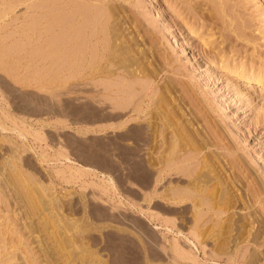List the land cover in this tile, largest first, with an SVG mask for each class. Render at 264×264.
<instances>
[{"label": "rangeland", "instance_id": "1", "mask_svg": "<svg viewBox=\"0 0 264 264\" xmlns=\"http://www.w3.org/2000/svg\"><path fill=\"white\" fill-rule=\"evenodd\" d=\"M9 1L5 0L3 3V0H0V6L3 9L6 6L10 7L7 8L10 11L0 15V25L3 26H0L2 27L0 28V47L6 44L16 43V45L13 52L8 55V59L7 56L4 59L8 69L5 66V68L2 67L3 69L0 68V169H2L0 178L4 180L6 175L12 179L14 177L13 185L15 183L19 187L16 179L20 174L18 172L25 171L20 174L24 182L27 181L31 190L41 185V192L45 196L43 195V199L39 200L40 197L37 195L39 201L35 199L38 204L32 205L28 201L21 203L15 201L11 194L13 191H8L9 197L0 195V241L2 239L1 242H4V235L10 240L6 250H14L19 254L18 256H22L21 251L28 253L27 249H30V256L37 258L35 262H32L33 264H51L41 260L42 257L37 252V242H32L29 229L24 224L36 222L39 232L41 231L36 233L41 234L45 242L53 247L54 243L51 238H48L44 223H48L51 229L57 230V226L62 222H55L54 219L64 215V220L67 219L74 224L73 231L77 232V238L82 240V243L86 241L91 246L93 241L98 242L91 246V250L96 249L99 257L101 255L104 259H109L107 261L116 260L121 252L125 257L123 264H134L136 261L138 264H264V86L247 78L251 69L259 70L264 64V0H109V2L117 1L118 4L123 5L125 14L123 13L122 17L125 16L122 27L124 30L130 27L125 33L133 39L134 43L141 42L135 47L145 50L141 58L144 62L146 61L145 63L149 62L150 67L156 69V73L148 90H144L145 87L141 86L143 83H137L138 78L133 79L136 80L134 88L140 87V91L138 89L136 91L139 92L135 99L136 103L143 104L144 111H131L132 107H129L125 111L129 115H126L124 119L128 118L130 121H127L124 127H118L119 129L110 127L100 131L93 124L95 114L89 110L92 104L98 105L94 99L81 97L82 99H76L74 102L75 99L69 98V95H62L46 101L37 94L35 82L40 78V74H37L42 62L38 61L40 58H36L33 64L29 58V49L35 44L32 42L39 39L41 32L38 33L39 31L36 30L32 32L33 34L28 32L31 35L28 36L25 29L26 24L31 23V18L30 15L25 14V4L14 7L16 0H11L13 3L10 1V4ZM39 41H36L37 44ZM29 64L35 67L34 73L32 72L34 79L29 78V75L31 76ZM28 78L34 81L30 83L33 86L26 82ZM164 86L166 90L162 88ZM142 87L144 88L141 92ZM156 88L158 89L155 90ZM161 90H165L168 94L169 107L166 103V106L162 105L163 107L159 108L154 102L153 98L156 99ZM150 93L152 94L149 96ZM143 94L144 97H142ZM87 99L93 100V103L88 101L89 105L84 104ZM172 103H174L173 106H171ZM82 104L85 106L83 107ZM45 105L56 109L49 111L45 109ZM70 105L82 106L83 110L71 112ZM104 106H110L105 109L108 112L112 111L110 101ZM64 107H66L65 112L58 111ZM172 109L176 112L178 110V113L182 111V115H178L183 123L190 124L192 127L195 125L193 130L200 132L205 130L206 133H203L210 140L200 153L193 151L192 154L188 152L187 155L185 152L187 156L184 158H182L184 151H179L182 154L181 157L176 148L178 155L174 154L179 157L176 167L181 164L199 167L203 157L209 154V158L213 156L212 160L216 168L218 167L217 171L225 181L223 187L229 188L227 202L219 190V198L217 196L213 199L214 203H206L200 207L203 210H200L202 218L198 221L200 227L198 229L200 232L202 230V233L199 241H196L197 246L192 240L185 238L186 235L191 236L195 217L193 212L197 205H193L191 201H186L183 206L181 204L177 207L172 204L179 211L182 210L181 214L186 219L175 220L178 221V226L175 227L179 229L175 227L166 229L167 226H162L161 221L166 218L174 219L175 215L167 216L160 210L157 201L164 202V199L156 195L152 200L150 198L144 200L140 195V192H143L138 183L140 175L143 170H149L152 167L150 164L153 161L152 155L156 156L152 150L155 146L154 136L158 126L152 121L153 129L149 119L155 120L152 113L157 116V111L161 114L163 110L170 112ZM99 111L104 113V109ZM155 122L160 123L159 131L160 129L166 131L167 126L161 119ZM202 128L204 130H201ZM158 138V140L161 139L159 136ZM197 159H200L199 162L196 161ZM69 165L83 170L80 172L72 170V173L68 168ZM176 167L171 175L162 180L160 189L164 188L169 179L181 176V173H177ZM100 171L105 173L106 181L101 178ZM231 173L232 176H236L235 179ZM226 175H228L227 178ZM107 177H110L112 181L108 182ZM34 193L37 194L36 191ZM210 204L211 207H209ZM220 205L225 210L219 207ZM214 209L219 210L216 213ZM26 212L32 217L27 219ZM157 212L160 214H158L160 219L156 220L152 215ZM181 214L176 215L182 216ZM155 222L159 224L157 228L154 226ZM217 225H220V228ZM212 227L214 230H211ZM15 230L20 233L13 232ZM209 232L211 235L205 234ZM57 234V238H61L60 232ZM173 237L179 240L181 246L190 250L192 256L174 257L170 248L172 242L170 240H173ZM60 240L62 241V238ZM22 241L27 244L26 247ZM61 241L56 247L59 251L65 248L64 242ZM81 242H78L79 245L76 246L75 252L77 249L81 251L78 250L76 253L74 262L97 264L99 262L96 260L97 256H88L91 254L90 248H85ZM83 246L87 249L86 251L82 249ZM35 252V255L32 254ZM228 252H231L230 256H227ZM91 257L94 259L91 260ZM25 261L23 257L18 260L20 264H26ZM114 263L116 264L117 260ZM54 264H63V258L58 259Z\"/></svg>", "mask_w": 264, "mask_h": 264}, {"label": "bare ground", "instance_id": "2", "mask_svg": "<svg viewBox=\"0 0 264 264\" xmlns=\"http://www.w3.org/2000/svg\"><path fill=\"white\" fill-rule=\"evenodd\" d=\"M4 1L5 0H3V3H4ZM10 1H9V4H10ZM11 3H13V2L11 1ZM23 3L26 6L25 7L26 8L25 14L30 15L29 17L31 18V20H30L31 23L29 22L26 24V29H25L26 32L25 33L28 36H31L29 34H33L32 32H35V30L37 32L39 31L38 33L41 32V35L38 36L40 41H39V39H37L39 41L38 44L36 42L37 40L35 42L30 41V42L35 43V44H33V45L31 44L32 47L29 49L30 61L33 63V61L35 62L36 58H40V59H38V61L42 62L41 66L39 67V72L37 74V75L40 74V78L36 80L37 82H35L37 85V87H35V88L38 90V93H37L38 95H40L43 99H46V101H47V99L57 97V96H62V95H66V96L69 95V98L72 97L73 99H75L74 102H76V99L77 100L82 99L81 97H87L88 99H94V101L97 102L98 105L92 104L93 100L91 101L88 99H87V101L85 100L86 102L84 104H87L88 101L92 102V103L91 102L90 103L93 106H90L91 109H89V110L95 114V120H94L95 123H93V124H95L94 125L95 128L99 129V131L109 129L110 127H113L116 129L118 127H122L123 125H126L127 121L129 122L130 120L128 118H127L128 120L124 119V117L127 115V112H125V111L129 107H132L130 109L131 111H139V112L144 111L143 104L138 103V102L136 103L137 100H135V99H136L137 94H139V92H136V91H137V89H138V91H140V89H139L140 87L137 89L134 88V86L136 85V80H133V79L138 78L137 83H140V84L143 83L141 86H144L146 89L144 87H142L141 92H142L143 88H144V90H148L150 83L152 81V78L155 77V73H156L155 70L156 69L151 68L150 63L149 62L145 63L146 61L144 62L143 58H141L142 55H144L143 53L145 50H143V48L137 49L135 47L136 44H138V43L141 44V42L134 43L133 39H131V37L125 33V31H127L128 28H130V27H127L126 30H124L122 27V26H124L123 23H124V16H125L124 15L122 17V14L123 13L125 14V12L122 9L123 5L118 4L117 1L116 2L115 1L109 2V0H16L14 3V7L18 6L19 4H23ZM7 4H8V2H7ZM11 5H13V4H11ZM7 8H10V7L6 6V7H4V9L2 8L0 10V15L6 14L8 11H10V9H7ZM124 8H125V6H124ZM130 16H132V15H130ZM129 19H130V17H129ZM132 19H133V17H132ZM128 22H130V21H128ZM41 23H42V25H41ZM0 26H2V25H0ZM126 26H128V25H126ZM2 27H0V28L2 29ZM23 28H24V26L22 27V30H23ZM28 32H29V34H28ZM135 36L138 38L137 35H135ZM29 38H32V37H29ZM28 44L30 45V43H28ZM15 45H16V43H14L13 45L6 44V45H3L0 47V68L7 67L5 65L4 59L6 58V56L8 59V55L11 52H13L12 50H13ZM138 48H140V47H138ZM14 53H16V52L14 51ZM146 53L149 54L150 52L149 53L146 52ZM151 57H153V56H151ZM144 59H146V57ZM147 61H148V59H147ZM154 61L156 62V60H154ZM33 64H29V66H28L29 67V74L31 73V76L29 75V78L31 77V79L34 76V75L32 76V72L34 73V68H35ZM8 65H10V64H8ZM156 67H158V66L156 65ZM7 69H8V67H7ZM27 75H28V73H27ZM29 78L27 80L26 79L25 80L30 86H33L30 83H33L34 81L29 80ZM247 78L249 80H252V81L255 80L260 85L264 86V64L262 67L259 68V70L251 69L250 75ZM33 79H34V77H33ZM139 80H142V82H139ZM155 80H157V79L155 78ZM162 88L165 89V86ZM152 89H153V87H152ZM157 89L158 88H156L155 90H157ZM165 90H161L160 93L157 95L156 99L153 98L154 102H156V106L158 105L157 107H159V108L163 107L162 105H165L166 103L168 104V107L170 106L168 94L166 93ZM172 90H173V88H172ZM86 94H87V96H84ZM144 94L142 97L145 96ZM151 94L152 93H150L149 96ZM155 94H156V92H155ZM155 94H154V96H155ZM170 96H172V94H170ZM95 98H97V99H95ZM139 99L143 100L141 97H139ZM181 99H182V97H181ZM171 100H172V98H171ZM109 101H110V104L112 106L111 107L112 111L108 112V111H106L105 108H110V106L105 107L104 105L109 103ZM149 101H150V99H149ZM172 101L174 102V100H172ZM77 102H79V101H77ZM183 102L182 103L180 102V103L183 104ZM89 104H87V105H89ZM148 104H151V103L148 102ZM173 105H174V103H172L171 106H173ZM84 106L85 105H83V107ZM156 106H155V108H156ZM176 106H177V104H176ZM176 106H174V107H176ZM47 107L45 105V109H47L49 111H54L56 109L55 107H49V106H47ZM70 107L72 108L71 112H75V113H76V111L82 112V110H83L82 106L70 105ZM148 107H149V105H148ZM159 108H157V109H159ZM102 109H104V113H99L100 112L99 110H102ZM177 109H178V107H177ZM58 111L65 112L66 107L62 108L61 110L59 109ZM167 111L163 110V113H161V114H158L160 112L157 111V116H155V113H152V117L155 118V120H152L150 118L151 116L149 117L150 118L149 122L151 123L152 121H154L152 123H154V124L157 123L156 126H158V130L155 131L156 133L154 132L155 133L154 140L155 139L156 140L154 143L155 144L154 149L152 150V152L156 153V156L152 155L153 161H152V163H150L152 167L150 166L151 168L150 169L148 168L149 170H145V171L143 170L141 175L139 174L140 175V181L138 183H139V187H140L141 191H143V192H140L141 193L140 195L142 196V199H144V200H147V198L148 199L150 198L152 200L154 197H156V195L158 197L163 198L164 202L161 200H158L157 204H158V207L160 208V210L164 214H166L167 216L175 215V217H176L177 213L181 214L182 210L179 211L178 208H176V207H177V205H181V204L183 206V203H185L186 201H191L193 205H197L196 206L197 208H195V212H193L195 217L193 219L194 226L191 227L193 229L190 232L191 236L190 237L187 235L185 236V238H187V240H192L193 244L195 246H197L196 241H199V239L201 237V233H202V230L200 232V230H199L200 227L198 225V221H200V218H202V216H200V215H201V211L203 210V209L201 210L200 207L206 203H214L213 199H215L218 196L219 190H220L221 196L224 195V197L223 196L222 197L225 199V202H227L226 200L229 199L228 198V194H229L228 189L229 188L226 189L227 186L223 187L225 184V181L223 180V177H221L217 171L218 167L216 168V166H215L216 164L212 160L213 159L212 153H211L212 158L208 157L209 154H208V156L205 155L203 157V161L199 167L195 166L194 162L192 164L195 167H188L187 165H182V164L180 166L176 167V164H178L177 159L179 158L176 156V155H178L176 153V148H177V152H179V151L181 152V150H182V152L184 151L183 157H182V154L179 152V154H181V157L184 158L188 155V152L190 154H192L191 152H193V151H198L200 153V151L204 147L206 148L207 143L210 142V140L208 139V136L203 133V132H205V130L203 128L201 130H204V131L200 132L199 130H193L195 125L192 127V126H190V124L183 123V121L181 120L182 118L179 117L180 114L182 115V111L181 112L179 111L180 113H178V110L176 112L174 109H172L170 112H167ZM101 112H103V111H101ZM161 112H162V110H161ZM191 112H192V110H191ZM130 114H131V112H130ZM149 115H147V116H149ZM145 117H146V115H145ZM90 118H92V117H90ZM133 119H136V118H133ZM139 119H141V118H139ZM157 119H161V121L166 124V126H167L166 131L164 129L163 130L160 129V131H159L160 123L155 122V121H157ZM136 120H138V119H136ZM96 121H98V122L96 123ZM149 122H148V124H149ZM186 122H187V120H186ZM151 124H150V126H151ZM154 124H152L153 129H154V126H153ZM161 125H162V123H161ZM0 126H1V124H0ZM162 126H164V125H162ZM152 127H151V129H152ZM149 128H148V130L150 131ZM143 132H144V128H143ZM207 132H208V129H207ZM208 134H209V132H208ZM158 136L161 138L160 140H158L159 139ZM150 139H152V138H150ZM135 141H137V140H135ZM151 142H153V140H151ZM211 144H212V142H211ZM146 145H147V143H146ZM162 145H164V147ZM161 147H162V149H161ZM185 152H187V155H185ZM174 153H176V155ZM142 157H143V155H142ZM191 157H192V155H191ZM149 159L150 158H148V160ZM180 159H179V161H180ZM189 159H192V158H189ZM145 160H147V159H145ZM181 160H183V159H181ZM199 160L200 159H197L196 161L199 162ZM223 161L225 162V160H223ZM218 162H219V160H218ZM6 163H8V162H6ZM6 163H4V164H6ZM184 163H186V162H184ZM220 166H222V165H220ZM220 166H219V168H220ZM175 167L178 170L177 173L178 174L181 173V176L177 175L178 176L177 178L174 177V179H169L167 181V183L164 185V188L160 189L159 186H160L162 180L164 181V179H166L169 176V174L171 175V172L173 170H175ZM0 168H1V166H0ZM68 168L70 169V171L72 173L74 170H76V172H80L83 170V169L80 170L79 168L70 167V165ZM83 168H86V167H83ZM138 168H139V166H138ZM140 168H142V167H140ZM0 170H2V169H0ZM17 171H18V169H17ZM85 171H87V170H85ZM24 172L22 170H20L18 173L23 174ZM100 172L102 173L101 178L105 180V177H106L105 173H103V171H100ZM20 174H19V177H21ZM131 175H130V177H131ZM231 176H232V173H231ZM19 177H17L16 179L18 180L19 187L21 186L20 188L15 183L13 185L14 177L12 179V178H10L9 175H6L4 180H2L0 178V195L3 194L4 196L9 197L8 191H13L11 194L13 195V198L15 199V201L20 202V203L23 201H25V202L28 201L32 205H34L35 203L38 204V201L44 195L41 192L42 186L39 185L40 187L37 186L36 188L34 187V189L31 190L30 187L28 186L29 184L27 183V181L24 182L23 178L21 177V179H20ZM227 177H228V175H226V178ZM232 177H234V176H232ZM26 178H27V176H26ZM235 178H236V176L234 177V179ZM137 179H139V178L137 177ZM28 180H29V178H28ZM107 181L109 182L112 180L110 179V177H107ZM34 184H35V181H34ZM215 184H218L219 186H217ZM229 186L231 187V185H229ZM21 189L22 190L24 189V190L22 191ZM233 189L235 190V188H233ZM35 191L37 194L34 193ZM37 195H38V197H40L39 200L37 198ZM240 196L241 195L239 194V198H240ZM35 198H37L38 201ZM218 198H219V196H218ZM247 199H249V198H247ZM250 199H252V198H250ZM35 201H37V202H35ZM172 204H174V206L176 205V207H174ZM216 204H218V203L216 202ZM233 204H234V202H233ZM242 205H244V204H242ZM207 206H208V204H207ZM209 207H211V204L209 205ZM219 207H222V206L220 205ZM181 209H182V207H181ZM187 209H188V207H187ZM219 209H221V208H219ZM219 209H214V211H216V213H217V211ZM139 211H140V209H139ZM26 213H27V216H26L27 219L32 217V216H29L30 213L29 214H28V212H26ZM26 213H25V215H26ZM158 214H159L158 212H157V214L156 213L153 214L152 215L153 218H155L156 220L160 219V217H159L160 214L159 215ZM202 215L204 216V213ZM178 216L176 218L173 216L174 219H169V218L167 219L166 218L164 221H161V225L167 226L166 229L178 226L177 225L178 221L177 222L175 221L176 219H178V218L179 219L181 218L182 220L186 219L185 217H183V215L179 216V217ZM231 216H233V215H231ZM64 217L65 216L63 215L62 217H56L55 219L53 218L55 220V222L56 221L62 222V223H60V225L57 226V230L61 234L59 236H61L62 241L60 240L61 238H57V236H58L57 230L53 229V228L51 229L50 225L48 223H46V222L44 223L45 227H46L45 232L47 235H49L48 238L52 239V242L54 243L55 247L54 246L51 247L50 246L51 244L49 243L50 244L49 245L48 242H45V238H43V236L41 234L36 233V232H39V227L35 221H34L35 223L30 222L29 224H24V226L26 228L28 227V229H29L30 235L32 236V240H33L32 242H37V245H36L38 247L37 252L40 253V255L42 257V259H41L42 261L46 260L48 263L54 264L58 259L63 258V264H78V263L74 262L75 261V255L78 252V250L81 251V249H77V252H75V250L77 248L76 246L79 245L78 242H81L82 240L80 241L77 238V232L73 231L74 230V224L71 223L72 221H68L67 219H66L67 220L66 221V220H64ZM239 217H240V215H239ZM187 218H189V217H187ZM243 219H245V218H243ZM70 220H73V219L70 218ZM241 220H237V221H241ZM210 221H211V219H210ZM216 221H218V219ZM41 224H42V222H41ZM51 226H52V224H51ZM154 226L157 228L159 226V224L157 222H155ZM217 226L219 227L220 225H217ZM198 227H199V229H198ZM203 227H205V226H203ZM229 227H230V225H229ZM239 227H241V226H239ZM175 228L179 229V227H175ZM219 228H217V229H219ZM212 229L214 230V227H212L211 230ZM224 229H225V227H224ZM13 232H15L17 234L20 233L18 230H15ZM149 232L151 233V230ZM227 232H228V230H227ZM245 232H246V230H245ZM205 234L211 235L210 232L205 233ZM153 236H155V235H153ZM175 236H177V235H175ZM241 236H239V237H241ZM20 237L22 238V235ZM173 238H174L173 240H170V242L172 241L170 243L171 244L170 248H171L172 253L174 254V257L189 258V256H192V252L190 250H187L183 246H181L179 240H177L176 237H173ZM3 239H4V242H1L2 239L0 241V264H8V263L20 264V262H18V260L22 257L26 259V261H25L26 264H33L32 262H35L37 260V258L36 259L34 258L35 256H30V252H31L30 249H27V250H29L28 253L25 252L24 250L21 251L22 256H18L19 254H17V252H15L14 250L13 251L12 250L7 251L6 246L8 243H10V240L8 239V236H6V235L3 236ZM203 239H205V238H203ZM255 239H258V238H255ZM201 240H202V238H201ZM213 240H215L214 237H213ZM60 241L64 242V245H65L64 246L65 248L63 251H62V249H60V251H59L56 248L57 243H59ZM221 241H222V239H221ZM252 241H253V239H252ZM254 241H256V240H254ZM91 242H88V243H91ZM124 243H127V242H124ZM23 244L25 245V247L27 246V244L25 242H23ZM93 244L96 245V244H98V242L93 241V243H91L90 245L92 246ZM82 245H85V248H88V247L90 248L89 252L91 254H88V256L89 255H92V256L94 255L95 257L97 256L96 260L99 261V262H97V264H115L114 261H116V260H117L118 264H121L124 261L125 257L123 256V254L121 252H119L120 253V255H118L119 257L117 259L115 258L116 260L107 261L109 259L106 260L101 255L99 257V253L97 252L96 249L91 250V246H89L86 243V241H83ZM158 245H159V243H158ZM162 245H161V247H164ZM221 245H223V244H221ZM202 246L205 247V245H202ZM58 248H59V246H58ZM82 249L84 251L87 250V249H84V246L82 247ZM163 249H165V247ZM165 250H167V249H165ZM229 253H231V252H228L227 256L231 255ZM32 254L35 255L36 252L32 253ZM215 255H217V254H215ZM29 256H30V259H29ZM221 256H222V254H221ZM174 257L172 258L173 260L175 259ZM194 257L195 256L193 255V258ZM77 258H78V256H77ZM215 258H217V257H215ZM93 259H94V257H93ZM93 259L91 257V260H93ZM256 259H257V257H256ZM250 263H252V262H250ZM253 263H255V262L253 261ZM81 264H82V261H81ZM134 264H138V262L136 261ZM168 264H172V263H168Z\"/></svg>", "mask_w": 264, "mask_h": 264}]
</instances>
